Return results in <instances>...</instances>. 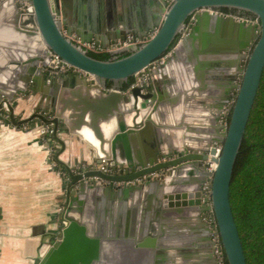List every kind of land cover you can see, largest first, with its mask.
<instances>
[{
    "label": "water",
    "instance_id": "1",
    "mask_svg": "<svg viewBox=\"0 0 264 264\" xmlns=\"http://www.w3.org/2000/svg\"><path fill=\"white\" fill-rule=\"evenodd\" d=\"M25 1L28 5L14 10L12 23L28 38H41L43 48L31 60L40 61L61 90L50 101V118L36 111L16 119L13 103L0 99V106H7L8 119L13 124L38 117L52 125V133L63 148L65 142L58 136L59 129L85 140L92 154L89 164L79 167L56 154V161L67 175L59 218L61 228L57 238L34 257L32 264H193L191 230L201 231V246L205 249L203 259L197 263L218 264L213 227L227 264H247L229 189L264 69V0H162L163 4L152 0L163 7L162 18L152 35L142 44L115 50L107 59L95 57L74 43L72 33L87 41L91 37L101 39L102 34L92 29L85 32L70 24L65 0ZM222 8L228 13L220 14ZM240 14L256 17L258 22L237 19ZM200 18L230 24L237 32L254 29V41L246 43L247 48L237 39V49H246V53L241 57L243 67L238 66L240 80L219 140V152L216 153V146L190 152L156 151L136 159L129 164L130 169H125L117 158L119 144L141 131L140 127L151 121L161 102L155 78L160 69H154L153 63L184 39H193L196 26L192 23ZM147 29L140 33L138 28L121 29L114 23L105 32L114 42L127 34L145 38ZM51 52L93 74L95 79L61 73L59 65L51 60ZM140 71L146 75L131 82L129 78ZM109 120L114 125L107 131L102 122ZM85 129L90 132L88 135L84 134ZM210 162L215 163L212 169ZM101 163L109 168L118 167L117 173L97 167ZM153 171L162 172L150 176L148 173ZM114 180L133 182L115 185ZM205 182L210 183L208 193L203 188ZM208 211L212 212L214 223L206 218Z\"/></svg>",
    "mask_w": 264,
    "mask_h": 264
},
{
    "label": "crops",
    "instance_id": "2",
    "mask_svg": "<svg viewBox=\"0 0 264 264\" xmlns=\"http://www.w3.org/2000/svg\"><path fill=\"white\" fill-rule=\"evenodd\" d=\"M26 2L0 0V99L13 103L16 119L38 110L48 112L50 118V101L61 87H56L40 61L31 60L43 48L41 38H28L12 23L14 10ZM64 9L70 24L85 32L98 30L102 38L90 40L98 44L102 40L100 45L113 43L105 30L114 23L121 29L138 28L140 33L151 27L150 32L163 14V7L152 0H65ZM192 24L196 36L153 63L154 69H160L155 78L161 102L151 121L119 144L117 158L125 169L156 151H200L220 144L222 110L234 99L241 74L238 66L243 67L241 57L246 53L237 49V39L247 48L246 43L254 41V29L237 32L211 18ZM143 74L133 75L134 81ZM41 122L37 117L13 124L8 110L0 115V264H32L57 238L67 175L57 166L56 154L73 167L91 161L89 144L62 129L58 136L65 146L56 137V150L51 152L39 132ZM190 238L192 263L199 264L205 254L201 231L191 230Z\"/></svg>",
    "mask_w": 264,
    "mask_h": 264
},
{
    "label": "trees",
    "instance_id": "3",
    "mask_svg": "<svg viewBox=\"0 0 264 264\" xmlns=\"http://www.w3.org/2000/svg\"><path fill=\"white\" fill-rule=\"evenodd\" d=\"M91 54L102 59L110 57L107 53ZM129 79L134 81L133 76ZM38 112L49 115L44 110ZM46 136L56 140L52 132ZM57 166L65 172L64 167ZM229 199L247 264H264V69L234 164ZM223 261L227 264L225 256Z\"/></svg>",
    "mask_w": 264,
    "mask_h": 264
},
{
    "label": "built area",
    "instance_id": "4",
    "mask_svg": "<svg viewBox=\"0 0 264 264\" xmlns=\"http://www.w3.org/2000/svg\"><path fill=\"white\" fill-rule=\"evenodd\" d=\"M168 1H170V0H168ZM24 5H28V2H26ZM219 13L225 15L228 12L225 10H220ZM236 18L237 19H243V20L250 21V22H254V23L258 22V19L256 17L249 18L248 16L241 15V14L237 15ZM189 27L190 26L188 24V26H186V30H189ZM186 30L183 31V34L186 33ZM152 33H153V31L148 32L146 34L145 38H141L138 36L134 37L132 35H126L124 38L117 39L116 41H114L113 43H111L109 45H100V44H98L92 40H88V41L82 40L75 33L71 34V38L73 39L75 44L82 47L84 50H86L89 53H107L110 56H113L114 51L118 50L122 47L128 46L130 44H142L147 38H149L152 35ZM249 48H251V47H249ZM51 60L54 63V65H59V71L65 75L75 73V74H80V75L84 76L87 80H94L95 79L93 74H91V73H89L83 69H80L74 65H71L68 62H65L62 58H60L57 54H55L53 52H51ZM231 104L232 103L227 104L222 110V116L220 118V124H221L223 130H225L226 126H227V122H228L227 114L230 111ZM0 115L4 116L1 112H0ZM41 123H42V125L39 128V130H40V133L42 134V138H43V136L52 132V128L46 123H44V124H43V122H41ZM47 138H49V137H47ZM48 140H50V139H48ZM219 149H220V144L216 145V153L219 152ZM212 165H213V163L210 162V164H209L210 169L212 168ZM97 167L102 168V169H106V171L110 172V173H117V171H118V167L109 168V167H105V165H103L102 163L98 164ZM161 172L162 171H153V172L148 173V174L150 176H158L159 174H161ZM143 176H146V175H143ZM103 181L105 183L110 182L109 179H103ZM130 182H133V180H114L113 181V183L115 185H120V184H125V183H130ZM203 188L206 190V193H208L209 189H210V183L205 182L203 185ZM209 212L210 213L206 216V218L208 219V221L210 223H214L213 214L211 211H209ZM213 230H214V232L212 233V239L215 240V242H216L215 255L219 261L218 264H223L224 254H223L221 244L219 242V235L216 231V227H213Z\"/></svg>",
    "mask_w": 264,
    "mask_h": 264
},
{
    "label": "rangeland",
    "instance_id": "5",
    "mask_svg": "<svg viewBox=\"0 0 264 264\" xmlns=\"http://www.w3.org/2000/svg\"><path fill=\"white\" fill-rule=\"evenodd\" d=\"M25 6V5H24ZM188 23H191V18H189V20H188ZM234 100V99H233ZM233 101H231L230 103H232ZM8 109L6 108V106H4V105H1L0 106V112L3 114V115H5L6 114V111H7ZM47 117H49L48 115H47ZM33 118H36V117H33ZM43 124H44V122H43ZM46 124H48V123H46ZM51 128H52V125H50V124H48ZM39 132H40V130H39ZM41 134V133H40ZM41 136H42V134H41ZM46 136V135H45ZM48 136H46V137H44L43 136V142L45 143V144H47L48 145V147L50 148V150H51V152H53V150H56V144H57V142H56V140L55 139H52V140H48V138H47ZM210 212L208 211L207 212V214H206V216L209 214Z\"/></svg>",
    "mask_w": 264,
    "mask_h": 264
},
{
    "label": "bare ground",
    "instance_id": "6",
    "mask_svg": "<svg viewBox=\"0 0 264 264\" xmlns=\"http://www.w3.org/2000/svg\"><path fill=\"white\" fill-rule=\"evenodd\" d=\"M113 125H114V122H113V120H109V121H103L102 122V126H104V128L107 130V131H109L112 127H113ZM90 132L87 130V129H85L84 130V134L85 135H88ZM211 163H213V162H211ZM215 166V163H213V165H212V168ZM211 168V169H212Z\"/></svg>",
    "mask_w": 264,
    "mask_h": 264
},
{
    "label": "flooded vegetation",
    "instance_id": "7",
    "mask_svg": "<svg viewBox=\"0 0 264 264\" xmlns=\"http://www.w3.org/2000/svg\"><path fill=\"white\" fill-rule=\"evenodd\" d=\"M223 10V9H222ZM226 11V10H225Z\"/></svg>",
    "mask_w": 264,
    "mask_h": 264
}]
</instances>
